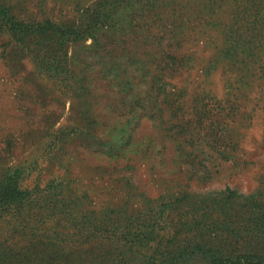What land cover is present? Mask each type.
<instances>
[{"label": "rangeland", "instance_id": "obj_1", "mask_svg": "<svg viewBox=\"0 0 264 264\" xmlns=\"http://www.w3.org/2000/svg\"><path fill=\"white\" fill-rule=\"evenodd\" d=\"M0 264H264V0H0Z\"/></svg>", "mask_w": 264, "mask_h": 264}, {"label": "trees", "instance_id": "obj_2", "mask_svg": "<svg viewBox=\"0 0 264 264\" xmlns=\"http://www.w3.org/2000/svg\"><path fill=\"white\" fill-rule=\"evenodd\" d=\"M11 193H14V192H11ZM14 195H15V193H14ZM11 196H12V195H11ZM15 196H17V194H16Z\"/></svg>", "mask_w": 264, "mask_h": 264}]
</instances>
